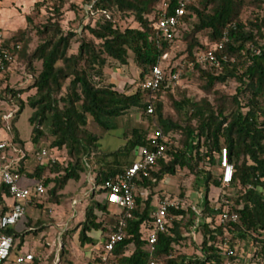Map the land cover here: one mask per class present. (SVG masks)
<instances>
[{
	"label": "trees",
	"instance_id": "16d2710c",
	"mask_svg": "<svg viewBox=\"0 0 264 264\" xmlns=\"http://www.w3.org/2000/svg\"><path fill=\"white\" fill-rule=\"evenodd\" d=\"M6 1L9 0H0V7ZM69 1L41 0L34 4L36 10L44 8L49 13L41 25H34L30 16L26 18L38 45L28 52L32 39L26 31L0 42V47L9 49L12 57L6 70L0 74L9 70L14 58L26 63L31 72L29 90H34L35 94L26 102L34 110L29 122L33 128L31 142L37 147L35 152L41 149L38 145L45 136L43 126L47 118L50 119L52 142L47 150L59 161L46 165L36 163L28 174L34 186L44 177V188L52 185L48 190L51 202L60 204V192L68 182L80 181V175L91 167L96 189L91 193L83 221L71 231L77 233L81 247L94 248L87 264H103L104 250L98 237L117 232L122 216L114 214L115 225L107 227L106 221L112 214L108 204L96 202L95 196L105 192L102 186L106 180L122 175L134 163L136 152L148 144L150 135L149 129L134 128L125 133L122 148L99 153V136L87 129L88 121L91 119L109 131L111 120L133 109L147 115L150 127L155 126L169 136L177 134L179 146L167 148L164 157L150 171L149 178L135 181V208L131 218L125 221L123 239L115 245L110 261L114 264H148L151 261L156 264H224L229 261L233 264L238 251L235 239H243L252 247L251 259L264 264V1L194 0L188 6L189 15L183 18L182 25L166 36L154 26L157 10L166 0H79L80 4H72L70 9L78 15L84 14L88 22L77 40L75 53L71 51L77 33L65 32L61 25ZM177 4L178 0H171L167 11L171 14ZM249 6H255V10L249 19L242 21L241 14ZM86 7L91 9L87 11ZM126 19H131L137 27L121 29L118 24ZM224 36L228 41L216 55L218 58L226 56L227 60L219 67L197 64L196 53L221 42ZM178 38L185 48L177 56L182 57L180 63L176 66L169 64V74L177 75V81L182 77L195 78L211 100L192 101L184 97L177 101L173 95L176 80L169 79L164 70L165 79L158 92L143 89L153 67L162 68ZM130 54L139 70L138 82L125 85L122 91H118L105 71L109 60L119 67L127 66ZM37 62L41 65L38 72L34 67ZM5 81L7 78L1 79L0 83ZM230 82L237 84L233 94H226L218 88ZM25 91L6 85L0 91V105L15 100ZM162 95L167 96L178 114L177 121L164 116L160 102ZM19 103L17 115L25 106L23 102ZM150 105L153 114L149 115ZM15 120L12 119L13 124ZM13 124V127L6 128L0 114V141L10 140L12 145L25 152V158L17 166V173L23 175L28 151ZM4 129L9 131L10 137L7 138ZM223 149H227L234 169L225 196L238 215L237 223L220 224V211L208 201L213 189L221 191L222 188L220 156ZM216 169L218 173L214 172ZM182 170L194 176L196 189L200 194L204 192L200 212L185 206L184 196L180 194L178 201L182 206L169 211L167 232L159 234L156 243L150 245L148 232L158 206L153 205L155 189L161 183L167 185L170 178ZM48 175H54V178L49 179ZM41 198L33 197L30 203ZM6 199L13 201L7 187L0 182V209L3 213L8 210ZM35 205L42 208L41 204ZM36 225L32 227L29 222V230L22 234L13 228L6 233L14 242L20 238V249L25 243L24 237L38 231ZM191 233L201 235L200 258L180 252V247L187 245L188 239H193ZM229 248L235 249L234 256H227Z\"/></svg>",
	"mask_w": 264,
	"mask_h": 264
},
{
	"label": "rangeland",
	"instance_id": "374dc122",
	"mask_svg": "<svg viewBox=\"0 0 264 264\" xmlns=\"http://www.w3.org/2000/svg\"><path fill=\"white\" fill-rule=\"evenodd\" d=\"M41 0H9L4 2L0 7V42L4 40H9L10 38L17 36L21 32H28L32 41L29 45L28 52L33 51L38 45V39L35 35V32L32 30V26H29L26 18L30 16L34 25L44 24L49 17L48 11L41 8L36 10L34 4L40 2ZM258 1V0H247ZM264 1V0H259ZM72 4H80L79 0H70L65 8L64 15L62 17L61 25L65 32H76L77 36L72 42V53L77 51L78 43L77 40L83 34V26L87 24L88 18L84 17V14L78 15L70 9ZM85 6L83 5V8ZM162 8L159 7L157 12ZM255 10V6H249L244 9L241 14V20L246 21L252 15V12ZM119 27L125 29L127 27L136 28L137 24L133 23L131 19L121 20L119 22ZM181 36V32L179 37ZM12 45V44H11ZM185 46L181 39H177L173 44L171 53L166 61L162 65V69L166 71V74H169L170 65H177L180 63L182 57H177L182 53ZM130 60L129 64L124 67H119L114 61L109 60V67L106 69L105 74L115 86L118 91H122L123 86H130L134 81L138 82L139 70L133 62V56L129 55ZM34 67L36 72L41 68L40 63H35ZM7 78L5 83H0V91L5 88L6 85H9L12 88L16 89H26L25 93L22 96H18L15 100H11L6 104L0 105V114L9 115L13 114V118H16L15 123H12V119L7 123L6 128L13 127L14 125L19 140L23 142L24 148L28 151L27 162H26V174H30L33 171L36 163L34 162L35 150L37 147L32 145V125L29 122V119L34 113V110L27 104V98L35 94L34 90H29L32 83V75L28 70L26 63L18 61L16 58L12 61L9 66V70L3 74H0V80ZM136 85L133 91L136 90ZM237 84L235 82H230L228 85L218 87L221 91L226 94H233ZM173 95L177 101L182 98H188L192 101H201V100H211V97L205 95L200 89V84L195 78L182 77L176 83V86L173 90ZM19 101L25 104L24 109L19 115H17L20 107ZM160 102L163 105V114L165 117H169L174 121L179 119L178 114L171 107L170 101L167 96L162 95ZM111 130L106 131L99 126H97L91 119L88 121L87 129L94 134L99 136L98 145L99 153H110L116 151L119 148H122L125 145V133H130L134 128H142L144 130L149 129L150 135L148 137L154 136L157 132V128L150 127V123L147 115L142 114L140 110L133 109L126 113L124 116L111 120L109 122ZM6 132L5 135L10 137L9 131L4 129ZM43 132L45 136L40 140L39 148L47 149L50 146L52 139L50 137V119L47 118L43 126ZM1 136H4L2 134ZM169 136V135H168ZM169 137H172L174 142V147H178L179 136L177 134H171ZM10 139V138H9ZM11 153V152H10ZM12 154V153H11ZM61 160H64V154L61 155ZM218 173L219 170L214 171ZM47 178L52 179L54 175H48ZM34 184L30 189L32 190ZM47 192L42 196L41 199H36L34 203H30V206L27 207L25 216L18 222L13 229L22 234L24 231L29 230L28 223L35 227L37 220H40L41 223L46 225L42 227L36 225L37 232L29 233L24 237L27 245L30 246L33 244L34 250L37 251L38 246L42 245V253L49 250L50 247L46 244L54 241L57 245L54 248V252L51 255H48L47 258H44L42 253H34L36 262L34 264H87L91 254H94V249L91 247H81L77 241V233L71 232L78 226L79 220L83 219L84 211L87 205L89 204L91 193L96 189L94 184V174L91 172V167L83 172L80 175V181H69L66 187L60 192L62 199L60 204H55L51 202V199L48 195V190L52 188V185L45 187ZM221 191L212 190L208 196L209 204L213 207H218L216 201L220 197ZM149 194V192H148ZM183 194L185 206H191L196 209V212L199 211V204L204 199V192H200L196 189L195 177L188 174L187 170L179 171L176 176L170 178L169 183L159 184L155 189L153 205L156 206L162 197L172 198V200H180L178 196ZM146 198V195L143 197ZM77 199L78 202L76 205H73V201ZM95 201L100 203H107L111 217L106 221V226L110 227L115 225V215L119 214L120 209L118 206L108 201V194L106 192L97 194L95 196ZM37 204H41V207H37ZM57 218V219H56ZM40 223V224H41ZM54 225V226H52ZM55 225H60L55 227ZM60 234V236H59ZM184 236L187 235L186 232H183ZM192 240H187V245H182L180 247L181 253L186 254L189 257H201L199 250V245L201 243V235L196 233H191ZM98 236V235H95ZM106 236L98 237L99 244L102 246ZM237 246V257L234 260L233 264H258L255 260H252V247L248 244V241L235 239ZM20 244V238L15 242L14 249L12 250L10 259H16L18 255V247ZM32 247V248H33ZM62 249L65 252H61ZM45 256V254H44Z\"/></svg>",
	"mask_w": 264,
	"mask_h": 264
},
{
	"label": "built area",
	"instance_id": "2783aa9c",
	"mask_svg": "<svg viewBox=\"0 0 264 264\" xmlns=\"http://www.w3.org/2000/svg\"><path fill=\"white\" fill-rule=\"evenodd\" d=\"M171 0H166L162 8L156 14L155 29L166 36H169L177 27L182 25L183 18L189 15L188 6L194 0H178V4L174 11L170 14L169 8ZM87 11L91 8L86 7ZM228 39L226 36L217 44L207 47L205 50L196 53V63L199 65H211L219 67L222 62L227 60L226 56L217 57L216 53L221 51L224 43ZM19 49V46H16ZM12 57L9 49L0 47V71L6 70V64L11 62ZM169 79L176 80L177 75L169 74ZM165 79V73L161 66L153 67L151 76L143 84V89L151 93L158 92L160 86ZM147 114H153V107L150 105ZM13 118V114L2 115V120L7 124ZM174 146L173 140L166 135L162 130H157L154 136L148 138V144L138 149L134 163L127 168L124 173L116 178H110L105 181L102 189L108 194V201L119 207L120 222L117 232H113L104 240L103 243V264H114L110 261V254L114 250L116 244L122 241V228L125 226V221L130 219L132 211L135 208V181L137 179L149 178L150 171L154 168L157 161L164 157L168 147ZM12 154H11V153ZM25 158V152L18 146L12 145L10 140L0 141V182L7 187L14 204L8 208L6 213L0 210V264H8L12 250L14 249V239L6 232L16 226L18 222L25 216L26 206L33 197L39 198L45 194L43 185L44 177L31 190L20 186L22 177H27L28 174L20 175L17 173V166L20 161ZM35 158L39 164H55L59 158L49 153L45 148L35 152ZM220 170L222 183L219 199L216 201L219 210L218 222L225 224L228 222L237 223L238 215L232 210L230 203L225 196V189L229 188L233 180L234 169L228 159L227 149H223L220 156ZM264 184V180H262ZM76 202H74V205ZM182 204L178 200L166 198L158 203L157 210L153 215L152 228L148 232V242L153 245L157 241L159 234L166 233L170 225L169 211L181 207ZM235 249L229 248L227 256L235 255ZM34 261V256L29 253L17 256L13 264H30ZM148 264H156L151 261ZM224 264H231L226 261Z\"/></svg>",
	"mask_w": 264,
	"mask_h": 264
},
{
	"label": "crops",
	"instance_id": "0c3cea01",
	"mask_svg": "<svg viewBox=\"0 0 264 264\" xmlns=\"http://www.w3.org/2000/svg\"><path fill=\"white\" fill-rule=\"evenodd\" d=\"M34 162L35 163H37V160H36V158H34ZM29 176V175H28ZM22 177L21 178V180H20V186L21 187H26V188H29L30 189V187H32L33 186V181L32 180H30L29 179V177ZM34 188V187H33ZM6 207H7V209L8 208H10L12 205H13V201L11 200V199H6ZM74 202H78V200L77 199H75L74 201H73V205H74ZM76 205V204H75ZM28 206H30V202L27 204V206H26V209H27V207ZM1 210V209H0ZM57 219V218H56ZM83 219H84V216H83ZM83 219L82 220H79V222L78 223H81L82 221H83ZM36 224L38 223H41L40 222V220H37V222H35ZM42 225H40V226H42V227H46V225H44L43 223H41ZM52 226H54V225H52ZM60 225H55V227L57 228V227H59ZM33 227V226H32ZM59 236H60V234H59ZM104 241V240H103ZM17 242V241H16ZM24 244H23V246L20 248V249H18V255L17 256H20V255H23V254H25V253H29V254H32L33 256H34V253H36V254H40L41 255V253H42V245H40V246H38V248H37V251H33L34 250V247H33V244L32 245H30V246H28L27 245V243H26V241L24 240ZM47 246H49L50 247V249L49 250H47V251H45L46 253H42V255H43V257L44 258H47L48 257V255H51L53 252H54V248H55V246L57 245L54 241H52V242H50L49 244H46ZM100 245V244H99ZM33 247V248H32ZM87 248L88 247H91L92 249H94L92 246H86ZM44 254H45V256H44ZM34 260H35V257H34ZM14 263V259H10L9 260V262H8V264H13ZM30 264H32V263H30Z\"/></svg>",
	"mask_w": 264,
	"mask_h": 264
}]
</instances>
